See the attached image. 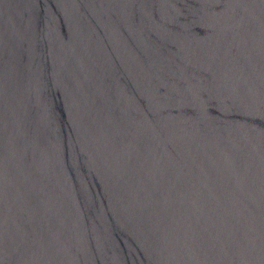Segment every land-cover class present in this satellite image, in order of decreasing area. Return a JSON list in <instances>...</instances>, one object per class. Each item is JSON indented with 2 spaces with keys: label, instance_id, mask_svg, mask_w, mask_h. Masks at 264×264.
Returning a JSON list of instances; mask_svg holds the SVG:
<instances>
[{
  "label": "water",
  "instance_id": "95a60500",
  "mask_svg": "<svg viewBox=\"0 0 264 264\" xmlns=\"http://www.w3.org/2000/svg\"><path fill=\"white\" fill-rule=\"evenodd\" d=\"M0 264H264V0H0Z\"/></svg>",
  "mask_w": 264,
  "mask_h": 264
}]
</instances>
